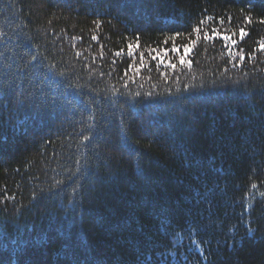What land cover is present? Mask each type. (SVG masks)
<instances>
[{
  "label": "trees",
  "instance_id": "1",
  "mask_svg": "<svg viewBox=\"0 0 264 264\" xmlns=\"http://www.w3.org/2000/svg\"><path fill=\"white\" fill-rule=\"evenodd\" d=\"M0 264H264V0H0Z\"/></svg>",
  "mask_w": 264,
  "mask_h": 264
},
{
  "label": "snow or ice",
  "instance_id": "2",
  "mask_svg": "<svg viewBox=\"0 0 264 264\" xmlns=\"http://www.w3.org/2000/svg\"><path fill=\"white\" fill-rule=\"evenodd\" d=\"M197 33H199V29H196L195 30ZM244 33L242 32V35H243ZM199 38V37H198ZM206 40L207 39H211V37H209L207 34H205V37H204ZM93 39H95V37H93ZM225 39H228L227 37H225ZM172 51L173 52H176V51H178V49H176L175 47L172 49ZM189 51V49L186 47L185 48V54H187V52ZM116 55H120V53L118 52V53H116ZM141 61L143 62V56H141ZM180 61H181V63H184V57H181L180 58ZM170 67H172V68H175L176 67V65L175 64H171L170 65Z\"/></svg>",
  "mask_w": 264,
  "mask_h": 264
}]
</instances>
